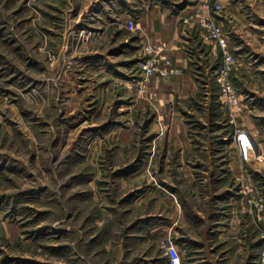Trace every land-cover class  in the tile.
I'll list each match as a JSON object with an SVG mask.
<instances>
[{
    "label": "rangeland",
    "instance_id": "1",
    "mask_svg": "<svg viewBox=\"0 0 264 264\" xmlns=\"http://www.w3.org/2000/svg\"><path fill=\"white\" fill-rule=\"evenodd\" d=\"M155 5L200 9L177 21L192 93L142 82ZM202 17L230 35L237 103ZM138 238L148 264L170 242L264 264V0H0V264H136Z\"/></svg>",
    "mask_w": 264,
    "mask_h": 264
},
{
    "label": "built area",
    "instance_id": "2",
    "mask_svg": "<svg viewBox=\"0 0 264 264\" xmlns=\"http://www.w3.org/2000/svg\"><path fill=\"white\" fill-rule=\"evenodd\" d=\"M190 20L191 18L189 17L184 18L185 23H189ZM199 25L203 29L204 40L213 44L215 48L221 51L222 61L219 66L218 80L229 102L237 103L238 98L235 96L234 87L228 80V74L236 60V56L230 47L229 36L225 33L221 25L208 17H202L199 20ZM128 27L130 29L135 28V22L132 19L128 20ZM174 48L175 44L171 41L159 40L153 42L148 38L145 40L143 44L144 56L141 61V77L143 83L154 77L168 78L176 73L177 69L171 55V51ZM246 146L243 145L247 153L248 149ZM167 251V264H182V257L174 243L170 242L168 244Z\"/></svg>",
    "mask_w": 264,
    "mask_h": 264
},
{
    "label": "crops",
    "instance_id": "3",
    "mask_svg": "<svg viewBox=\"0 0 264 264\" xmlns=\"http://www.w3.org/2000/svg\"><path fill=\"white\" fill-rule=\"evenodd\" d=\"M197 7V6H196ZM189 5L179 8L177 12H169L164 9H159V6L155 5L148 9L146 15L143 17L146 31L151 36V39H161L171 41L175 44V48L171 51V55L176 66V73L168 78L166 81H162V86H165L168 92L178 93L180 95L192 93L197 89V84L192 73V67L189 63V56L185 50L183 39L179 36L177 30V21L181 16L195 11L196 14L200 13V9H190ZM234 8V7H233ZM194 14V13H191ZM203 36V35H202ZM229 40L230 35H229ZM144 222L145 225L139 226L136 233L140 234L143 231H150L152 234L165 230V226L162 224H151L149 221ZM155 232V233H154ZM168 234H162L163 237H167ZM146 240L137 239L136 253L134 251L133 258L136 264H145L143 260H150V253L146 251ZM148 264V263H146Z\"/></svg>",
    "mask_w": 264,
    "mask_h": 264
},
{
    "label": "bare ground",
    "instance_id": "4",
    "mask_svg": "<svg viewBox=\"0 0 264 264\" xmlns=\"http://www.w3.org/2000/svg\"><path fill=\"white\" fill-rule=\"evenodd\" d=\"M243 137H245V139H246L247 141H249V138H248L247 135L244 134ZM239 140H241V139H239ZM247 147H248V144H247Z\"/></svg>",
    "mask_w": 264,
    "mask_h": 264
}]
</instances>
